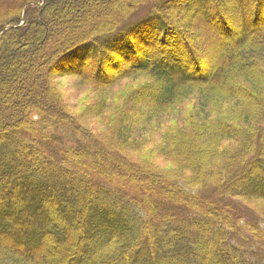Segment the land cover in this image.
Returning a JSON list of instances; mask_svg holds the SVG:
<instances>
[{
	"label": "trees",
	"instance_id": "obj_1",
	"mask_svg": "<svg viewBox=\"0 0 264 264\" xmlns=\"http://www.w3.org/2000/svg\"><path fill=\"white\" fill-rule=\"evenodd\" d=\"M6 26L0 264H264L237 224L264 201V0H0Z\"/></svg>",
	"mask_w": 264,
	"mask_h": 264
},
{
	"label": "rangeland",
	"instance_id": "obj_2",
	"mask_svg": "<svg viewBox=\"0 0 264 264\" xmlns=\"http://www.w3.org/2000/svg\"><path fill=\"white\" fill-rule=\"evenodd\" d=\"M37 4L41 5V3H37ZM146 13H147V7H144V6L141 7L139 9V11H137L135 14L136 19L145 15ZM228 14H229L228 22L224 25L225 30H227L225 33L226 37H228L232 33L231 32L230 34H228L231 30L232 31L235 30V27L238 26L237 16L235 14H232V13H228ZM22 18H23V16L21 15L20 19H22ZM227 27H228V29H227ZM221 33L224 34L223 31ZM220 41L223 42V41H225V39L220 38ZM202 52H203L202 53L203 54L202 60L203 61L205 60V61L203 63L202 60H200L199 64H201V65H199V67H198L200 71L202 70V67H204V69H207V66L211 65V59L209 58L208 53L206 52L205 46L202 47ZM114 71H116V70L112 69V68H108L109 74L113 73ZM73 81L74 80H72V78H70V77H63V78L56 79L55 83L57 85H59L60 87H62L65 94L69 95L68 92H72V86H70V85L73 84ZM76 100L79 101L77 104L75 103ZM69 102H70L69 109L73 113H79L81 110H83L84 103L87 101L85 98L81 100V97L78 98V97L73 96L70 98ZM131 107H133L132 104H131ZM59 132L62 135H65L64 130H59ZM80 140H81V142H83V138H81L79 136H75V137L71 136L69 138L64 139V144L70 146V145L76 144ZM158 164H161L160 160H158ZM254 201H256V200L250 201L251 206L245 205V210L243 209L244 210L243 216H242L243 218L238 220L237 224L241 225V224H243V222L245 220H250V221H255L256 224H260V226L264 228V201H256V202H254ZM262 255L264 256V253Z\"/></svg>",
	"mask_w": 264,
	"mask_h": 264
},
{
	"label": "water",
	"instance_id": "obj_3",
	"mask_svg": "<svg viewBox=\"0 0 264 264\" xmlns=\"http://www.w3.org/2000/svg\"><path fill=\"white\" fill-rule=\"evenodd\" d=\"M8 28V26L4 27L3 29L0 30V34L5 31Z\"/></svg>",
	"mask_w": 264,
	"mask_h": 264
}]
</instances>
